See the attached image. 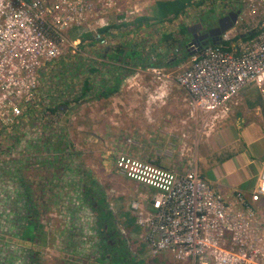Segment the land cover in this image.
Segmentation results:
<instances>
[{
    "label": "built area",
    "instance_id": "built-area-1",
    "mask_svg": "<svg viewBox=\"0 0 264 264\" xmlns=\"http://www.w3.org/2000/svg\"><path fill=\"white\" fill-rule=\"evenodd\" d=\"M147 2L0 0L1 130L21 125L41 102L44 73H51L64 57L73 60L85 54V39L70 35L88 33L107 47L111 44L103 32L109 25L107 16L116 12L122 15L121 23H131L145 12ZM241 2L239 32L230 35L234 26L222 34L221 44H209L190 55L176 76L157 65L137 68V75L152 78L155 93H162L173 81L184 92L187 115L183 122L193 124L196 142L226 121L246 88L257 87L264 100V0ZM66 47L68 54H64ZM182 137L180 154L185 156L190 150L188 133ZM114 165L120 174L152 191L146 202L140 194L129 202L141 229L139 244L149 254H169L182 264H264V224L257 222L256 215L258 206L264 208V162L249 198L242 191L216 190L196 168L171 170L126 152L116 155ZM7 191L0 190V264H49L54 249L49 244L32 248L35 244L25 243L21 226L28 207L17 197L13 202ZM113 202L109 209L116 216ZM75 205L78 226L69 238L60 236L61 244L71 241L61 257L70 264H106L88 258L97 255L100 244L93 208ZM115 224L118 227L116 220ZM121 233L128 238L126 229Z\"/></svg>",
    "mask_w": 264,
    "mask_h": 264
},
{
    "label": "crops",
    "instance_id": "crops-1",
    "mask_svg": "<svg viewBox=\"0 0 264 264\" xmlns=\"http://www.w3.org/2000/svg\"><path fill=\"white\" fill-rule=\"evenodd\" d=\"M162 1L173 2L175 0H148V7L145 12L135 17L131 23H121L122 15L111 12L107 16L109 25L107 28H103L105 35L110 38L111 44L107 47L98 45L93 36L86 33L87 35L83 36L85 39L83 43L85 46L83 47H85L88 54H91L89 55L92 58L91 63L96 67L95 72L93 71L95 79L93 83L89 78L88 81L84 82L80 89L81 94L76 96V100L60 103L66 105L67 110H61L59 104L56 106L57 109L47 111L48 115L51 114L62 119V121L63 119L66 120L64 123L67 125L65 128L67 132L73 127L70 124L68 125L67 122L69 121L67 119L72 116V119H74L75 114H78L77 118L79 117L76 122L78 128L82 129L87 124L90 128L92 127L93 133L83 136L86 141L91 143L92 159L87 156L83 162H77L75 157L70 155L71 147H74V140L68 138V133L58 137L52 136L48 142L43 141V139L34 141L33 137L32 140L26 142V150L23 154L10 156L11 154H8L9 150L22 143L23 134L20 131H26V126H29L26 123H23L24 127L16 133L14 140L11 142L2 141V150H0V190L2 194L8 193L7 190H9V194L11 193L9 196H11L13 202L14 198L17 197L27 205L28 216L26 215L27 219L22 224L23 228L21 226V237L26 241L25 243H35L32 248L39 246V244L55 243L54 238L49 239V236L52 238L53 235L49 227L51 225L49 217L51 216L53 220L52 209L59 205L60 199L65 205L62 204L58 207L59 210H63L58 213H65L62 215L67 216L66 224L62 225L63 229L56 230L61 234V238L67 235L68 230L72 228L71 232H73L74 228L78 226L77 210L74 209L75 203L90 205L85 197L86 193L90 191L87 190L88 188L92 189V193L97 192V194L104 197L107 203L105 193H99L96 191V187L98 181L104 175L106 177L113 172L117 173L113 170L112 164L114 165V163L113 159L111 160L109 157V153H113L116 157L118 153L126 152L136 157L144 156L141 159L148 160L149 158L145 157H148L149 147H154L156 151L152 155H155V157L148 161H153L155 164L171 170L183 171L196 168L216 190L222 193L242 191L249 198L251 191L256 188L259 171L264 162V100L257 87L246 88L241 98V101L244 99L243 104H247L248 112H254L252 115L244 112L242 103L238 100L237 104L232 106L226 121L218 124L209 137H203L196 142L194 131H192L193 124L186 125L183 122L187 115L182 102L184 92L172 90L171 88L167 90L165 85L162 93H155L152 78L148 74L141 77L137 75V68L140 67L137 60L139 58L136 57L132 60L129 57L123 61L134 50H145L144 54H147L146 63L159 62L161 67L169 69L170 66L182 64L188 58L180 61L179 56H176V58L170 56L169 59H165V55H161L159 49L154 52V44L149 47L142 43L144 39L135 41L131 37H137L138 32L149 37L152 23H163L165 27H170L179 19L188 20L187 17L198 14L197 11L201 10L204 4L208 5L207 7L211 6L210 10L202 12L201 16L198 15L196 19L198 22H202L199 21L202 18L204 23L207 22V25H209L212 18L218 16L219 12H228V7L224 8L227 3L234 4L231 1H235L237 6H240L238 4L240 0H202L196 5L195 3L200 0H191L192 3L186 6L185 12L173 21L159 22L162 18L159 3ZM210 14L214 16L208 19ZM169 16L171 17L172 14H169ZM206 19L208 21L205 22ZM183 24L188 27L193 23H181L178 30L176 28L175 30L165 31L162 33L161 38H158L157 44L160 47L168 46V43L159 42L164 35L170 33L175 34L179 40L184 41L188 36V31L187 34L182 36L180 29ZM128 34L129 36H127ZM178 47L183 49V44ZM84 55L82 57H87ZM173 58V62L167 64V61ZM106 68L108 69L105 70ZM48 74L50 72L44 73L43 80ZM135 76H139L140 79ZM142 77H146V79ZM132 78L135 83H131L124 90L125 83ZM117 85L118 89L115 92L99 97L100 92L106 87L115 88ZM91 91L94 94H91ZM248 92H254V94ZM91 102H97V108L83 109ZM239 103L240 106L237 107ZM148 104L149 106H147ZM35 112L37 115H42L37 109ZM48 115L44 116L49 118ZM114 116H122L123 118L121 121H117ZM33 125H30L31 128ZM186 132L188 133L187 142L190 150L186 152L185 156H181L182 134ZM137 144L143 146V152L133 150ZM112 147H121L122 151L116 152L114 148L111 150ZM145 148H147V151ZM90 167L91 170H83ZM122 181L134 183L139 193H152L150 189L125 176L122 177ZM122 216V222L127 232H129L133 241L139 243L137 236L141 229L136 223L135 214L128 207V212L122 214ZM70 219L71 224H69ZM126 225L129 227L135 226L136 230H129ZM49 230L50 233H47ZM61 240L56 241L60 243L57 245L58 248H60L59 246L62 247L60 251L54 249L53 256H62V252L66 249L69 250L71 247V241L65 243L62 241L64 244H61ZM124 242L126 243V241ZM140 246L141 251L139 253L141 255L144 253V257H150L145 246L143 244H140ZM76 250L79 251L77 245ZM99 253L98 249V260ZM139 258L141 257L139 256ZM150 258L158 263L157 261L163 256L157 255Z\"/></svg>",
    "mask_w": 264,
    "mask_h": 264
},
{
    "label": "rangeland",
    "instance_id": "rangeland-1",
    "mask_svg": "<svg viewBox=\"0 0 264 264\" xmlns=\"http://www.w3.org/2000/svg\"><path fill=\"white\" fill-rule=\"evenodd\" d=\"M234 2V4L232 3H227L226 6H224V8L226 9V7H228L229 10H241L242 9V2L240 0V2L238 3L240 6H237V3L235 1H231ZM225 4V3H224ZM208 6V5H207ZM205 4L202 6L203 8L201 10H198L197 12H199L198 14H193L190 17H187V19H179L178 22H175L173 25H171L170 27H164L165 25H163V23H152L151 25H153L150 28V36H144L143 33L138 32L137 37H131L132 40L135 39V41L141 39H144L142 41L143 44H146L147 46L150 47L151 44H154V52L156 50L159 49V53H161V55H165V59H169L170 56L176 58V56H183L184 53V49L179 48V45H174L175 48L171 49L170 47L167 48L166 47H160L157 42H158V38H161L162 33H164L165 31H170V30H178L179 24L181 23H188V24H192L197 21V17L198 15L201 16L202 12L208 11L210 10V7H207ZM227 10V11H229ZM189 11V9H188ZM191 11V10H190ZM226 11L224 12H219L218 16H215V18H212L214 15L210 14V17L208 19L212 18L211 24H216V20H218L220 18L221 15H223ZM192 13V12H191ZM189 15V14H188ZM212 15V16H211ZM208 19L205 20L208 21ZM181 22V23H180ZM240 28H242L241 23L235 25V28L232 29L230 35H234L237 34L240 30ZM128 32V31H127ZM126 32V33H127ZM86 33H83L82 35L79 33H75L70 35L71 39H75L78 38L80 36H84ZM87 35V34H86ZM133 36V34H131ZM129 36V34L127 35ZM86 38V37H85ZM85 46V45H83ZM85 49V47H83ZM177 47V48H176ZM182 49V50H181ZM70 51V49L68 47L65 48L64 50V54H68ZM87 57H82L83 55H80L79 57H74L73 60H71L70 58L64 57L63 59H61V62L59 64V66L57 68H52L51 73L48 74L44 80L41 81V85H40V92H39V98L41 99L40 103H37L35 106V109L32 110V113L25 119L23 120L21 125L18 124L17 126H15L13 129H10L9 127H6L5 130H1L2 125H0V150H2V141L3 142H11L12 140L15 139L16 133L21 130L20 128H23V123H26L29 126H26V131L25 130H21L20 133L23 134V137L21 139L22 143H19L16 147L18 149H20L18 151V149L16 148H12L11 150H9L8 154H13L14 153H18V152H22V154L24 153V151L26 150V142H28L29 140H32L34 137V141L36 140H40L43 139L46 140L47 142L49 140H51V137H58V136H63L62 134L64 133H68V138H70V140H74V147L72 148V151L70 153V155H72V157H75L77 162H83L85 158H87V156H90V159H92V152H91V146H90V141H86V138H84L83 136H85L86 134L89 133V135H91V133H93L92 131V127L90 128L87 125H85L84 128L80 129L76 126V122L78 121V114L74 115V119L69 118L67 119L69 122L68 125H72L73 127H71L69 129V131H66V126L64 122H66L65 119H60L58 117L52 116L51 114L48 115L49 113L47 111H50V109H54L56 108V106H58L60 103H64V102H73L74 99L76 100V96H78L79 94H81L80 89L82 88V85L84 84V82L87 80L88 78L92 80L95 79V74H94V70L96 69L95 66H93V64L91 63L92 58L91 54H88V52H85ZM81 57V59H80ZM190 57V54L187 58ZM172 60V59H171ZM188 61V60H187ZM187 61H184L182 64L177 65V66H170L169 68H166V74H169L171 77L176 76L179 72V70H181L186 64ZM76 62V63H75ZM182 65V66H181ZM108 68H106L105 70H107ZM174 70V71H173ZM94 71V72H93ZM171 71V72H170ZM175 74V75H174ZM174 75V76H173ZM144 79H146V77H144ZM131 83H135V80L131 79L129 82H126L124 85V90L127 88V86L131 85ZM167 90L169 88H171L172 90H176V91H182L177 85L176 83L173 81L171 83H167L166 87ZM249 88H253V87H249ZM89 93V91H88ZM93 93V91H91V94ZM243 93V92H242ZM251 94H254V92H248ZM94 94V93H93ZM243 94L240 95L239 101L242 103V106L244 108V112L246 114L252 115L254 112H248L247 109V104L244 105L243 104V100L241 101ZM78 100V99H77ZM61 105V104H60ZM98 103L97 102H91L90 104L86 105V107L84 108H88L91 110V107L93 108H97ZM240 106L237 105V107ZM184 107V105H183ZM246 108V109H245ZM36 109L42 114V115H37V113L35 112ZM236 113V112H235ZM44 115H48L50 116L49 118H47V116ZM114 118L117 121H121V119L123 118L122 116H114ZM114 121V120H112ZM31 124H34L33 127L31 128ZM29 132H28V131ZM5 145V143H4ZM79 145V146H77ZM136 148H134L133 150H136L137 152H143V146H141L140 144H137L135 146ZM113 148L115 149L116 152H120L122 151V148L120 147H112L111 150H113ZM150 148V152H148L149 154H147L148 157L145 158H153L155 157V155L153 156V152L156 151V149L154 147H149ZM148 148V149H149ZM145 150L147 151V148H145ZM155 153V152H154ZM90 154V155H89ZM142 154V153H141ZM109 157L111 158V160L113 159V163H114V159H115V155H113V153H109ZM139 158H144V156H141ZM148 159V160H149ZM111 162V161H110ZM112 163V162H111ZM80 165V164H79ZM113 170L117 171L115 168V165H113ZM84 171L87 170H91L90 168H85L83 169ZM120 174V173H119ZM117 173H111L108 176L101 178L98 183H97V187L96 191H98L99 193H105V197L107 199V205L110 206V204L113 202L114 203V210H116V216H115V220L118 223V227L116 226L119 234L123 237L124 241H126V247L128 249V252L131 253L132 256H134V259L132 260V262H130V264H182L181 262H178L177 260H175L172 256H170L169 254H162L160 256H163V258H160L157 262L155 263L152 258L153 255L149 254L150 257L145 256L144 257V253H142V255L139 253V251H141L139 248L141 247L140 244L137 241H133V239L131 238V235L129 234V232H127V236L128 238H126L125 236H123V234L121 233L122 229H126L124 226V223L121 221L123 216L122 214H125L126 212H128V207H129V202L133 199L136 198L139 194L141 199L146 202L149 198H150V194L147 192H138V190H136V187L134 185V183H127L126 181H122V176H120ZM204 175H206L204 173ZM93 180V179H92ZM207 180V179H206ZM208 181V180H207ZM113 190V191H112ZM113 193H110V192ZM138 192V193H137ZM116 193H118L117 196ZM134 194L135 197H134ZM143 194V195H142ZM144 196V197H143ZM63 198V197H62ZM145 199V200H144ZM62 199L59 200V205L55 206L52 210H53V220L52 217L50 216L49 218L51 219V225L49 226L51 229V233L52 238L49 239H55V243H50L49 245L52 247V249H56V251H60L58 248V244H60L58 241V239H60L61 234H59L58 232H56L57 229H63L62 225L66 224V220H67V216L64 217L65 213L59 214L58 212H61L63 210H59L58 207L65 205L64 202H61ZM56 210V211H55ZM120 210V212H119ZM261 210V211H260ZM122 212V213H121ZM257 215V222L264 224V208L262 209V206H258V214ZM119 218V219H116ZM96 219H94V221L96 222ZM98 223V222H97ZM256 225H258V223H255ZM263 232H264V228ZM48 230V228H47ZM71 230V229H70ZM127 230V229H126ZM47 233H50V230L47 231ZM72 234L71 231L68 230V233L66 236H64L63 238H69V236ZM127 241H130V243ZM130 248H129V247ZM136 252V253H135ZM143 252H145L143 250ZM100 254V253H99ZM141 258H139V256ZM56 256V257H55ZM53 256V258L50 260L49 264H70L68 262H65L64 259L58 255ZM88 258H90L91 260H97V262L100 263H104L101 260L97 259V255L94 256V254L92 253ZM143 262V263H141ZM106 264H108L106 262Z\"/></svg>",
    "mask_w": 264,
    "mask_h": 264
},
{
    "label": "trees",
    "instance_id": "trees-1",
    "mask_svg": "<svg viewBox=\"0 0 264 264\" xmlns=\"http://www.w3.org/2000/svg\"><path fill=\"white\" fill-rule=\"evenodd\" d=\"M202 0L195 3L199 4ZM192 2L191 0H175L173 2L170 1H162L159 3L160 8V14L162 15V18L159 20V22L164 21H173L175 18H177L180 14L185 12L186 6L190 5ZM169 14H172L170 17ZM141 24V23H140ZM182 36L187 34V26L181 25L180 29ZM159 43H168V48L173 47L176 44H183V41L178 39L175 34L170 33L163 36L161 41ZM210 44H213V42H210ZM162 45V44H161ZM123 50L121 51V53ZM145 50L137 51L134 50L132 54L130 53L127 55L124 59L131 58L134 60L136 57L138 65L140 67H146L149 65H158L161 66V63L159 62H145L146 55L144 54ZM189 56V53L184 51L183 56H179L180 61L184 60ZM174 58L172 60L167 61V64H170L173 62ZM135 65V66H138ZM126 69V68H124ZM118 89V85L115 86V88L112 87H106L102 92L100 96H106L109 93H113ZM85 95V92H84ZM57 109V107H56ZM90 190L86 193V201L92 206L94 209L97 220H98V227L100 231V248H99V260L107 262L108 264H130L132 260L134 259L133 256L128 252V249L126 247V244L124 242V239L119 234L116 224H115V216L114 214L109 210V206L107 205L104 197H102L100 194H97V192L92 193L91 188L87 189ZM98 190V189H96ZM131 220V219H130ZM127 226V225H126ZM129 230H136L135 226H127Z\"/></svg>",
    "mask_w": 264,
    "mask_h": 264
},
{
    "label": "water",
    "instance_id": "water-1",
    "mask_svg": "<svg viewBox=\"0 0 264 264\" xmlns=\"http://www.w3.org/2000/svg\"><path fill=\"white\" fill-rule=\"evenodd\" d=\"M239 10L235 9V10H229L228 13H226L224 16H221L218 19V26L217 27H213L211 29H209L208 32H206L205 34H202L201 36H199L196 33V29L199 28L200 30L202 29V22H198L195 24H192L190 26L187 27V31L191 32L194 35V39L188 43L186 45V48H188L190 55L198 52L199 50H201L200 48H197L195 50H190V47L193 46L196 41L200 42V40L206 39L207 37H210L212 39L213 44H221V35L228 31L229 29L233 28L237 21H238V17H239ZM199 38V40H198ZM125 55V53H124ZM61 110H67V106L66 105H61L60 106Z\"/></svg>",
    "mask_w": 264,
    "mask_h": 264
},
{
    "label": "flooded vegetation",
    "instance_id": "flooded-vegetation-1",
    "mask_svg": "<svg viewBox=\"0 0 264 264\" xmlns=\"http://www.w3.org/2000/svg\"><path fill=\"white\" fill-rule=\"evenodd\" d=\"M229 12V11H228ZM228 12H226V13H228ZM225 13V14H226ZM224 14V15H225ZM223 15V16H224ZM199 21H202V29L201 30H199V28H197L196 29V33L199 35V36H201L202 34H205L206 32H207V30L209 31V29H211V28H213V27H217L218 26V20H216V24H209V25H207V22L206 23H204V20L202 19V18H200L199 19ZM193 24H195V23H193ZM199 31V32H198ZM222 36V35H221ZM194 39V35L191 33V32H188V36H187V38L183 41V49L186 51V52H188L189 53V49L188 48H186V45L188 44V43H190L192 40ZM198 40H199V38H198ZM210 42H212V39L210 38V37H207L206 39H203V40H200V42H198V41H196V43L193 45V46H191L190 47V50H195V49H197V48H200L201 47V49L202 48H204L205 46H207V45H209L210 44ZM221 43H222V41H221ZM190 54V53H189Z\"/></svg>",
    "mask_w": 264,
    "mask_h": 264
},
{
    "label": "bare ground",
    "instance_id": "bare-ground-1",
    "mask_svg": "<svg viewBox=\"0 0 264 264\" xmlns=\"http://www.w3.org/2000/svg\"><path fill=\"white\" fill-rule=\"evenodd\" d=\"M112 20V19H111ZM111 25V24H110ZM114 25V24H113ZM165 27V26H164ZM105 29V28H104ZM110 32V31H109ZM115 32V31H114ZM199 32V31H198ZM207 32H208V30H207ZM117 34V33H116ZM115 36V35H114ZM95 43V42H94ZM88 45V44H87ZM90 45V44H89ZM90 47V46H89ZM98 52H100V51H98ZM98 54V53H97ZM96 54V55H97ZM158 66V65H157ZM182 66V65H181ZM161 67V66H160ZM174 71V70H173ZM171 72V71H170ZM177 73H178V71H177ZM175 75V74H174ZM173 75V76H174ZM143 78V77H142ZM140 79V78H139ZM144 79V78H143ZM132 80H133V78H132ZM242 94V93H241ZM147 106H149V104L147 105ZM150 109V108H149ZM224 123V122H223ZM221 124V123H220ZM136 157V156H135ZM153 162V161H152ZM204 177V176H203ZM141 195V194H140ZM143 195V194H142ZM144 197V196H143ZM143 199V198H142ZM145 200V199H144ZM115 207V206H114ZM28 216V215H27ZM27 219V218H26ZM70 226V225H69ZM69 231H71V230H69ZM26 242V241H25ZM127 243H128V241H127ZM35 244V243H34ZM129 247V246H128ZM130 248V247H129Z\"/></svg>",
    "mask_w": 264,
    "mask_h": 264
}]
</instances>
